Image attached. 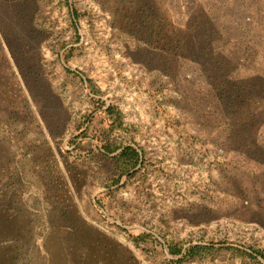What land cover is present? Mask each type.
<instances>
[{
  "label": "rangeland",
  "instance_id": "rangeland-1",
  "mask_svg": "<svg viewBox=\"0 0 264 264\" xmlns=\"http://www.w3.org/2000/svg\"><path fill=\"white\" fill-rule=\"evenodd\" d=\"M209 4L228 125L159 0H0V264H264V0Z\"/></svg>",
  "mask_w": 264,
  "mask_h": 264
},
{
  "label": "trees",
  "instance_id": "trees-1",
  "mask_svg": "<svg viewBox=\"0 0 264 264\" xmlns=\"http://www.w3.org/2000/svg\"><path fill=\"white\" fill-rule=\"evenodd\" d=\"M159 1L163 4V12L160 10L161 8L159 9V7H153L150 12L153 16L152 21L154 20L155 22V29L152 31V34L155 36L156 43L163 40L165 41L167 38L173 43V47H175V44L177 43H182L185 48H190L189 50H194L195 48L200 51L205 50V54H203L204 58L202 60L196 58L195 56L194 60H199L207 88L210 91L215 92L214 94L218 97L219 106L225 110L227 119L223 124H230V120L234 115L233 103L236 104V101L238 102L240 99L244 101V99H242L243 94L239 90V87L241 86L240 82H242L243 77L239 74H233L231 76V73L228 71L221 74V76L219 74L218 66L225 65V62H221L219 57L225 55L224 52H226L227 56V49L225 47V35L223 33H221L222 37L218 38L223 44L221 49H219L215 44V32L217 31L220 33V31L217 28L218 22L215 21L216 17H213L207 7L210 5L209 0H206L208 1L207 4L204 0ZM159 10L161 12H159ZM165 13L169 14V23L164 22ZM167 25H170V27L168 28ZM164 28H167V30H164ZM189 57H191V55ZM208 59H211L213 63L215 62L213 68L209 67ZM217 80L221 82L220 86L216 84ZM221 84L224 86H221ZM108 111L110 113H117V115H120V111L112 105L108 107ZM118 118L120 119L121 117L118 116ZM118 149L119 146L116 145L113 146L106 144L105 146L107 153H114ZM116 157L118 158L122 169L121 177L125 174H132L131 171L133 169L136 171L138 168L143 166V154L140 152L139 148L134 145H123L118 154H116ZM210 248L212 247L205 244L191 245L186 248L184 256H196L202 254ZM170 251L175 255L181 254L183 252V247L179 248L177 245L172 244Z\"/></svg>",
  "mask_w": 264,
  "mask_h": 264
}]
</instances>
